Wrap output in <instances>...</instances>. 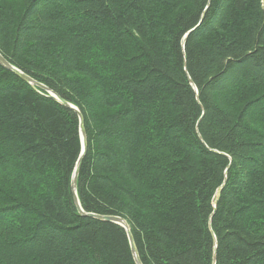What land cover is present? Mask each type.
I'll use <instances>...</instances> for the list:
<instances>
[{
	"label": "trees",
	"instance_id": "obj_1",
	"mask_svg": "<svg viewBox=\"0 0 264 264\" xmlns=\"http://www.w3.org/2000/svg\"><path fill=\"white\" fill-rule=\"evenodd\" d=\"M0 54L82 113L80 206L142 264H264V0H0ZM80 152L0 64V264H136L78 211Z\"/></svg>",
	"mask_w": 264,
	"mask_h": 264
},
{
	"label": "water",
	"instance_id": "obj_2",
	"mask_svg": "<svg viewBox=\"0 0 264 264\" xmlns=\"http://www.w3.org/2000/svg\"><path fill=\"white\" fill-rule=\"evenodd\" d=\"M0 64L2 66H4L5 68L14 72L16 75L21 77L23 80H25L27 83L31 84L32 86H37V87L44 89L49 94V96L51 98L56 99L62 105L67 106L76 112V114L78 116V123H79V134H80V139H81V152H80L78 159L75 163V167H74L72 177H71V182H70V186H71V190L73 193V199H74L75 205H76L78 211L82 215L89 216V217L99 219V220L113 222V223H116V224L122 226L126 230L128 242H129V246H130V251H131V254L133 256L135 263L136 264H142V262L139 258L138 250L136 248L134 238H133L132 233L130 231L129 225L123 217L116 216V215H102V214H96V213H92V212H84L82 207L80 206V203H79V200H78V197L76 194V183H77V175H78L79 167L81 164V160H82V157L86 151V134H85L84 120H83L82 113L78 110V108L76 106H74L73 104L64 100L55 91H53V90L49 89L48 87H46L45 85L37 82L36 80L31 78L29 75L22 72L20 69H18L14 65L10 64L1 54H0ZM221 187L222 186L217 188L216 193H215V199H217ZM215 258L216 257H215V252H214L213 253V262L215 261Z\"/></svg>",
	"mask_w": 264,
	"mask_h": 264
}]
</instances>
